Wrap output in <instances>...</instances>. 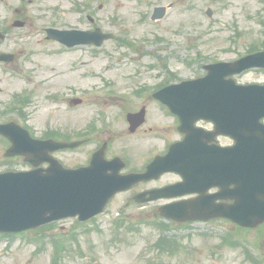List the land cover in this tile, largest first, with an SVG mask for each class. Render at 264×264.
<instances>
[{"label": "rangeland", "instance_id": "1", "mask_svg": "<svg viewBox=\"0 0 264 264\" xmlns=\"http://www.w3.org/2000/svg\"><path fill=\"white\" fill-rule=\"evenodd\" d=\"M262 1L263 0H142L140 12H149L151 5L166 6L173 2L172 8L167 11V15L162 21L153 24L148 22L144 25H135L137 24L136 19L138 18L135 9L139 8V5L131 0H115L107 6V10L103 9V12H118V16L128 21L130 24L129 27L135 31L137 36L148 33L147 36L151 38L153 34H159L158 38L160 40L158 44H160V46H158V51H163V54L165 51L167 53H172L170 60L172 61V67L177 70L176 74L178 78L188 79L202 73L199 63L201 60L198 59L199 55H201V57L206 55L211 58L204 60V62L212 61L214 58L217 60L232 59L234 56L242 53L248 47L249 43H251L250 41H256L258 39L257 36L249 37L248 35L254 32H260V25L253 16L257 13H260V15L264 14V4ZM72 2L73 0H32L30 5L24 6L16 0H0V21H12L15 16L14 11L18 8V14L27 22L28 30L33 32L34 30L42 29L44 26L55 24L53 14L62 11H70ZM117 2H119V5L116 8ZM58 7L61 8L59 11L54 10ZM207 8H211L213 11L212 18H208L205 15ZM236 31L244 32L245 36L238 39V45H236L233 51H225L224 48L229 45V36ZM40 40L41 36H27V34H24L23 39L16 37L14 43H9L8 47L14 50L18 49L23 52L22 55H25L28 50H35V52H37L43 45V42ZM20 45L23 47L21 48ZM35 59L38 60V56ZM183 61L189 65L183 64ZM4 76L6 75L0 74V77ZM261 79H263V76L260 74H248L242 80L250 81ZM8 86L10 88L14 87L10 84H8ZM14 88L15 90L18 89L16 87ZM108 113L110 114L111 112ZM28 123L35 128H40L38 115H33ZM160 141V138H155L153 136H150V138L142 136L138 139H128L125 143L135 144L136 142H140L144 143V145L151 143H158L161 145L162 143ZM124 144H119V146ZM76 155L78 160L84 157L83 154L76 153ZM61 158L63 159V157ZM65 158L67 159L66 156ZM63 160L67 163L65 159ZM118 203L119 201L117 204ZM114 206L115 204L113 207ZM113 207L111 209H113ZM123 215L125 216V214ZM132 216L133 213H130V218L127 219L135 224L144 223V221L154 218V215L150 213L145 215L141 214V216L136 218H131ZM102 220L107 222V227L103 226L104 233L102 235L99 234L98 238L95 233L89 234L90 237L93 238V241H90L87 237L80 238V236H78L79 234H76V231H78L80 227H76L75 224H70V222L65 223V231L68 230L69 232L65 238L66 242L69 243V250L63 257L61 264H93L92 262L94 261L105 264H144L148 262V260L155 263L159 262L152 257L153 254L149 255L146 259L143 258L141 261H138V256L141 254L138 249L141 247L142 243L145 242L143 239L148 238V242H155L157 235L154 234L153 231L147 229L143 234L140 231L133 232V234L129 235L130 237H142V239L140 238L135 241V239L127 237L132 243L131 245L123 243L112 244L99 237L112 235L115 232L109 225V223L113 221V216L109 214L108 218L104 217ZM192 228H175L169 233L172 241L175 243L179 241V243L182 244L183 250L181 256H178L180 258L173 259V255L168 253L162 256L159 255L161 256L160 259L163 261H170L173 259L174 264H190L188 263L190 259H194L193 261L195 263L199 260L200 264H250L242 260V256L246 254V250L253 256L252 249L249 248L253 246L256 254L255 256L259 258L258 264H264V226L258 228L254 232H242L243 230L239 229L235 232L231 225L220 222L204 226L196 224ZM201 230L213 233L210 234L214 237V240H209L211 245H221L220 239H217L215 236L216 233L222 235V237L227 233L234 236L238 246L235 249L228 248L225 252L220 249L216 257H209L211 249L208 251L201 237L198 236ZM100 231L102 230L99 228V232ZM120 235L126 237L122 235V233ZM186 236L192 237L187 239ZM211 245L210 248H212ZM25 246H15L9 253H3V248L0 246V264H27L28 262H32V249ZM119 246L121 248L116 250L115 248ZM186 250H193V254L189 256ZM49 253H51V245H48L47 252L33 263L49 264ZM85 257H87V259H85Z\"/></svg>", "mask_w": 264, "mask_h": 264}, {"label": "flooded vegetation", "instance_id": "2", "mask_svg": "<svg viewBox=\"0 0 264 264\" xmlns=\"http://www.w3.org/2000/svg\"><path fill=\"white\" fill-rule=\"evenodd\" d=\"M73 17L75 21L80 20L76 14H73ZM86 20L88 27H80L81 30L92 31L99 28L103 33H113V39L103 42L99 47L82 45L73 48L46 40V42H53L62 53L42 49L37 52H27L19 63L15 60L13 67H9L8 73L14 77L18 75L19 77L15 78L17 80H23L22 91L21 94H15L14 87L8 86V84L13 86V83L9 81L14 77H0V102L4 101V104H0V110L5 109V112L0 114V123L13 120L15 95L20 98L15 103L18 106L15 110H20L18 111L19 118L24 112L22 125L31 133L38 131L37 135L34 133V136L40 140L77 141V133L81 129L90 135L128 132L127 114L138 111L134 110L136 107L145 108L143 114L145 118L135 134L164 131L163 128L158 129L154 125L162 109H158L156 101L147 93H139L136 89V82L139 81L138 84L141 85L144 82L141 79L147 78V75H150L149 79L154 84L157 81V58L152 55V46L150 48L148 45L145 46V50H149L151 55L142 56V50L136 45L137 41L134 38L130 44L131 47L128 46L127 49L121 50L122 43L126 39H117L115 33L120 32L119 28L110 31V28L116 24L112 23L106 15L102 18V28H100L98 17L89 15ZM62 24V19H59L58 25ZM68 24L74 25L75 22L71 21ZM60 29L64 28L60 27ZM3 42L0 41V51H6L1 49ZM100 50L105 52L103 56L107 62L104 65L98 62L100 61L98 58ZM70 51H84L85 53L69 55ZM37 56L38 60L35 59ZM148 56L150 60H144ZM0 65L2 66L0 68L4 69L11 64L0 63ZM33 115H38L40 128H35L28 123ZM198 125L208 130L211 129L210 123L200 122ZM217 141L225 144L231 142L228 137L223 136L217 137ZM8 144L9 141L0 136V161L5 163L12 160L4 156L3 151ZM231 144L232 142L229 145ZM86 146L91 145L87 143ZM152 154H155V151H150L149 156ZM53 155L56 158L57 156L63 157L68 167H76L78 163L86 164L87 160L78 162L77 155L71 153L56 152ZM139 160L142 162V159ZM46 166L43 164V168ZM142 186L144 185H139V187Z\"/></svg>", "mask_w": 264, "mask_h": 264}, {"label": "water", "instance_id": "3", "mask_svg": "<svg viewBox=\"0 0 264 264\" xmlns=\"http://www.w3.org/2000/svg\"><path fill=\"white\" fill-rule=\"evenodd\" d=\"M163 9H158L156 10L157 15L155 17L160 18L162 16L161 12ZM257 56V55H256ZM238 66H236L235 70H237L236 72H240L243 69H247L249 67H251L250 61L248 59L242 60L239 63ZM215 67H209V71L211 73V71L214 69ZM209 77L203 79V80H198V81H194V82H189L184 84L186 90H190V91H194L197 92L201 89L202 87V83H208L209 82ZM174 154V152L170 153L168 157L165 158L164 160V164L168 167H170V169H174L173 165L170 163H167L169 158H171V156ZM159 162H157L158 164ZM255 164H262V157L258 158L255 161ZM180 171V170H177ZM181 172V171H180ZM83 175V177H82ZM86 176V172L81 173V172H74L71 175L70 174H63L61 179L64 181H69L70 179L72 181H76V183L74 184L72 191H73V195H68L65 194L64 191L62 190V194L60 196L61 199H64L65 202L71 201L69 206L75 207L78 211H81V206L86 203L88 201V194H90L92 192V186L86 181H85V177ZM186 183H187V178H186ZM181 184H179L178 186H180ZM170 189V188H169ZM75 199L79 200V202H74ZM14 204H19L17 202H15ZM248 204V207H243L241 210H238L240 207L245 206ZM262 204V203H261ZM200 201L199 199L195 200L192 203V208L194 210V215L189 218V220H195V219H204V220H208L214 217H226V218H230L231 220L237 222L240 225H244V226H249V227H255L258 224L264 222V204L260 205L258 202L254 201L251 202L249 200H245V201H239V204L236 206H232L230 208H228L227 210H223L221 209L220 211L218 210H213L211 207H209L207 205V209H206V213L209 216H206L205 213H203L202 211H200ZM263 208V209H262ZM226 209V208H225ZM228 210H232L234 213H227L226 211ZM173 211H171L170 209H161L160 210V214L167 216V217H172L173 219H176L173 216ZM206 217V218H204ZM184 221L188 220V219H182ZM0 228H5L4 230H6L8 227H0ZM9 230H11V228H8Z\"/></svg>", "mask_w": 264, "mask_h": 264}]
</instances>
